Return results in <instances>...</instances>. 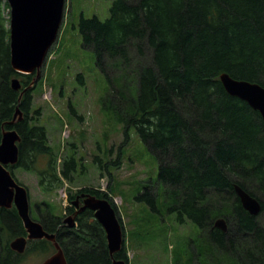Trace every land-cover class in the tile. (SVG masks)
Here are the masks:
<instances>
[{
	"label": "trees",
	"instance_id": "16d2710c",
	"mask_svg": "<svg viewBox=\"0 0 264 264\" xmlns=\"http://www.w3.org/2000/svg\"><path fill=\"white\" fill-rule=\"evenodd\" d=\"M6 9L9 2L0 0V143L19 104L24 120L14 127L22 140L19 162L12 167L44 153L47 171L54 164L45 128L30 126L27 118L36 83L18 102L34 74L12 66ZM78 29L82 46L94 52L108 83L103 109L124 124L127 139L133 130L157 159V179L136 199L196 227L175 262L264 264V122L220 79L228 73L264 86V0H114L104 20L81 13ZM14 77L22 82L20 90L12 87ZM75 162L73 155L66 159L64 177ZM47 174H40L41 184L54 191L60 177ZM237 184L259 199L260 214L243 207ZM86 190L115 206L102 190ZM50 215L43 223L52 232L60 218ZM89 217L73 234L61 229L57 240L69 264H112L106 233ZM218 217L227 219V232L214 227ZM20 235L26 230L16 207L0 208V264H17L24 256L10 247ZM37 242L40 250L52 246L45 239ZM126 251L115 257L128 263Z\"/></svg>",
	"mask_w": 264,
	"mask_h": 264
},
{
	"label": "rangeland",
	"instance_id": "374dc122",
	"mask_svg": "<svg viewBox=\"0 0 264 264\" xmlns=\"http://www.w3.org/2000/svg\"><path fill=\"white\" fill-rule=\"evenodd\" d=\"M113 1H65L58 38L40 69L27 116L30 126L45 128L53 150L54 169L45 171L49 157L44 153L38 154L35 161L31 158L25 165L11 168L16 179L29 189L35 219L44 222L37 209L45 219L53 212L63 215L69 193L96 188L117 207L125 231L128 264H182L181 259L176 263L175 257L180 258L183 242L195 237L196 227L190 221L178 223L161 206L156 211L136 199L139 191L144 193L145 185L157 179V159L133 130L127 139L124 124L103 109L107 80L96 65L94 52L81 44V13L87 18L97 16L104 20ZM5 15L10 17V9L5 10ZM33 74L35 77L36 73ZM72 155L76 164L68 168L66 178L63 170L67 168L66 159ZM55 172L60 180L56 181L54 191H45L40 174L49 173L48 176ZM39 246L37 241H31L28 252L17 264H39L52 254L51 245L44 250Z\"/></svg>",
	"mask_w": 264,
	"mask_h": 264
},
{
	"label": "water",
	"instance_id": "95a60500",
	"mask_svg": "<svg viewBox=\"0 0 264 264\" xmlns=\"http://www.w3.org/2000/svg\"><path fill=\"white\" fill-rule=\"evenodd\" d=\"M65 1L8 0L11 12L12 66L20 73H36L31 84L20 92L19 103L25 91L33 87L40 78V69L58 38L64 16ZM220 79L228 93L246 100L249 105L261 113L264 122V86L256 82L236 79L228 73H222ZM12 87L15 90L21 89L22 83L18 77L12 79ZM23 120L24 112L18 104L13 118L7 123L13 127L3 129L0 143V208L10 209L15 206L27 232V235L14 237L10 242V247L13 251L22 254L26 251L30 240L47 239L53 243L55 251L39 264H69L56 233L49 232L41 221L32 218L28 188L19 183L8 168L19 161L18 143L22 140V136L14 125ZM235 189L243 207L249 213L257 215L262 208L259 199L238 184ZM83 208L94 210L95 218L105 230L112 264H128L123 258L115 257L125 245V232L116 207L107 198H98L89 194L84 201ZM65 221L70 226L74 225V217L71 215L67 216ZM214 226L226 232L228 230L227 219L218 217L214 221Z\"/></svg>",
	"mask_w": 264,
	"mask_h": 264
},
{
	"label": "flooded vegetation",
	"instance_id": "af4514ba",
	"mask_svg": "<svg viewBox=\"0 0 264 264\" xmlns=\"http://www.w3.org/2000/svg\"><path fill=\"white\" fill-rule=\"evenodd\" d=\"M86 189H88V188L87 187L80 188L79 190L73 191L71 194L69 193L68 203L66 205L67 207L64 210V214L63 215H57L54 212L52 213V215L60 218V222L59 223L57 221L54 222L55 223L53 225L54 227H52L53 228V230H52L53 233H56V235H57V233L59 231H61V229H62L63 232H64V235H67L69 233L73 234V232H74L73 230L75 228H78V225H79L80 221L83 220V218L85 216H87V217L90 216L89 219H91V220H94V219L97 220L95 218V211L94 210H92L90 208H83L84 201H85V199L87 198V196L89 194L95 195L98 198H103V197H102V195H99V194H97L95 192L88 191ZM89 189L96 190V188H92V187H89ZM37 211H38V214H40V218H42L44 220L45 218L43 216L42 211H40L39 209H37ZM70 215L74 217V225L73 226H70V224L65 221L67 216H70ZM43 225H44V223H43ZM44 227H45V225H44ZM52 245H53V243H52Z\"/></svg>",
	"mask_w": 264,
	"mask_h": 264
}]
</instances>
